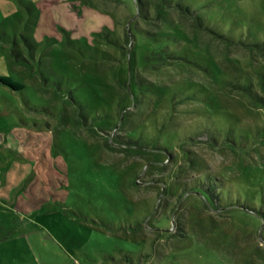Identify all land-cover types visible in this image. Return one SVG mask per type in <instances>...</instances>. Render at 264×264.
<instances>
[{
	"label": "rangeland",
	"instance_id": "obj_1",
	"mask_svg": "<svg viewBox=\"0 0 264 264\" xmlns=\"http://www.w3.org/2000/svg\"><path fill=\"white\" fill-rule=\"evenodd\" d=\"M0 76V264H264V0H0Z\"/></svg>",
	"mask_w": 264,
	"mask_h": 264
},
{
	"label": "trees",
	"instance_id": "obj_2",
	"mask_svg": "<svg viewBox=\"0 0 264 264\" xmlns=\"http://www.w3.org/2000/svg\"><path fill=\"white\" fill-rule=\"evenodd\" d=\"M139 4L142 5V2L139 1ZM193 14L194 15L196 14L195 15L196 16V18H195L196 20H194V24H196L195 27H197L199 29H202V30H208L210 32L218 34L216 31L212 30L210 27H208L205 24V21L202 18V16H200V14L198 15L197 12H195ZM0 83H3V84H5V85H7L10 88L15 89V90H19V89H22L24 87L23 83H21L19 81H16V80H14V79H12L11 77H8V76H0ZM205 178H206V181H209L210 185L208 187H196V189H198L202 194H204V196L206 197V199L208 201H210V202L212 201L213 202L214 198L212 196L213 195L212 194V190L214 189L213 188L214 184L211 182L212 179L210 178L209 175H206Z\"/></svg>",
	"mask_w": 264,
	"mask_h": 264
}]
</instances>
